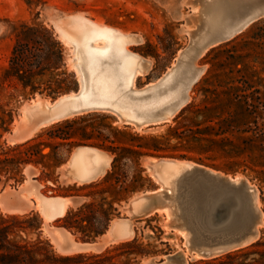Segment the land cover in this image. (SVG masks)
<instances>
[{"label":"rangeland","instance_id":"374dc122","mask_svg":"<svg viewBox=\"0 0 264 264\" xmlns=\"http://www.w3.org/2000/svg\"><path fill=\"white\" fill-rule=\"evenodd\" d=\"M200 1L199 4L202 7H198L199 0L193 4L198 9L201 8V10L199 9L200 13L195 21L197 23L194 22L195 24L192 25L193 22L191 20L188 21L190 19L189 16L192 14V8L195 7L192 6L193 1L191 0H0V160L5 157L1 154L2 152L31 139H35L34 143L41 142L42 145L39 146V149L42 150L43 154H47L50 149L43 145V143L49 141L48 135L45 134L46 129L57 122L88 113H95L96 115L106 117L102 121L96 120V125H108L124 133V136L115 135L109 129L100 127L103 134L109 136V140L113 142V147H120L123 144L129 147L131 146L130 144L135 146L138 143H144L149 149H142L141 151L154 153L152 151L154 145H152L151 140L131 143V138L128 135H133L145 139L154 138L158 140L157 146L160 150L154 156L144 155L139 157L138 169L142 171L141 175L144 178L143 185L139 190L127 194L119 205H114L117 207L119 214L118 216H114L110 222L109 228L105 232L107 236L105 234L101 236L108 238L103 241L105 243L108 242L107 244L100 242L94 249L76 250L78 246L85 244L77 241L65 229L59 228L58 223H56V220L63 217L68 209L75 210L91 199L98 201L101 198L96 193L99 187L95 186V184L110 170L112 155L109 152L96 148L88 146H74L69 150L66 147L59 148L57 150L59 165L50 169L34 163L26 165L7 164L5 167L7 171L0 173L1 214L23 215L30 212L37 213L42 220V238L47 239L54 251L62 255L102 252L105 249H111L115 245L124 242L126 238L132 236L134 231V237L128 241L136 238L139 245L137 250L148 252V255L137 258L139 264H161V262L165 261L166 256L179 252L185 253L188 250L185 248L187 242V239L184 238L185 230L173 231L172 226L174 223L171 220L168 222L167 211L171 206L164 200L163 192L159 191V189L163 186L166 187L167 183L172 181L175 187H177L176 196L179 199L183 200V198L188 196L196 197L197 199L203 198L207 194L201 192L197 184H184L180 183L181 181L177 182L174 180L182 169H187L189 166L194 165L193 163L200 164L197 160H201L203 164L200 165L219 172L213 173V171H209L212 174L222 175L220 177L226 175L228 176L227 178L236 180L237 183L243 181L253 188L255 192L254 203L259 214H261L262 223L257 226L258 235L252 242H255L260 237L264 238V215L262 214L264 208V183H260L259 181V179L263 178V175L260 173L261 168L256 167V163L260 159L255 158L250 160L246 156H243L242 159H239L242 162L238 166H233L231 170H228V164L231 159L223 156L218 151V146L205 150L204 148L209 145L208 142L195 141L189 138L190 129H202L213 125L217 121L218 116H225L224 113H221L220 109L213 110L219 106L217 99H223V96L212 93L214 90L216 92L220 91L221 88L217 85L225 82L227 77L229 67L227 63L229 59L228 54L221 52L222 50L233 49L231 53L235 56L252 55V57L242 60L245 65L244 67L241 64L236 65V69L241 70V73L234 74V76L238 77L239 75H246L256 71L257 74L253 77V80L257 77L264 78V72H260L262 66L258 63V58L260 57H256L258 56L256 52L259 50V41L254 38L257 33H260L259 28L264 25V18L251 24L241 34L228 41L230 43L220 51L213 50L217 46L209 47L195 59L194 63L196 65L194 63L193 65L196 68L203 67L201 68L203 73L199 75V81L193 87L191 86L192 88H190L187 100L188 103L186 102L187 104L185 103L186 105L184 104L185 106L171 117L169 121L159 122V124L150 122L141 127H136L135 124L129 122L135 118H138V120L150 119L155 113L162 111L159 110L160 108L164 109L168 107L167 104L163 103L151 104L149 102L150 97L155 93V91L151 90L155 89L160 84L162 76L173 65L177 64V59L181 62L189 60L194 56L195 50L200 45V41L194 40V33L195 35L199 34L197 30L198 26L205 22L202 25L207 26L208 32L206 33V38L208 39L213 33V25L217 23L221 13L228 9L230 2L233 0ZM74 15H77L79 18H74ZM101 24L102 26H100ZM22 26L45 28L52 33L59 43L62 58L61 71L65 75H61L60 71L47 73L41 79H35L34 82L41 83L49 78L65 79L63 86L70 84V87L68 90L61 92L59 95L62 96L59 98L75 96L80 92V88L84 89V94H86L84 95V102L86 104L77 108L76 113L58 120L56 119L52 123L49 122L48 124L41 125L45 120L43 114L45 115L48 108L45 106V102L43 103V100L52 103L59 95L49 97L45 93L42 95L38 92L31 94L29 89L22 90L19 86L14 85L13 82L4 81L3 74L8 65L15 35ZM76 27L78 28L76 29ZM91 27L93 29L95 27L105 29L106 27V30H109L110 33L132 35V39L130 38V40L125 37L126 40L124 39L122 44L123 50H126L125 53L129 55L128 60L131 62V67L127 69L125 78H118L115 73L118 63H105L100 65L98 69L90 71V75H86V78L89 77L88 81L87 79L85 81L81 80L76 68L79 61L78 56H76L77 50H79L78 46H80L78 38L81 31H84L85 28L91 31L94 38L97 32H93L94 30ZM191 30L194 32H191ZM134 38L140 40H138L139 44ZM66 40L67 44L65 43ZM132 42L134 43L131 44ZM72 44H76L78 49ZM101 44L102 42L97 43V45ZM73 52L76 54L74 55ZM79 55L80 57L82 56L81 54ZM135 55L138 59L149 62L150 66L146 73L135 76L133 82L129 84L127 80L134 63H136V60L133 58ZM85 58L83 59L86 62L87 58ZM131 58L133 61L130 60ZM220 65H223L222 69L219 67ZM77 84L79 85V91L73 93ZM147 87L151 88L147 90L145 89ZM41 88L42 86L40 85L39 91H41ZM254 88L260 91L263 90V87L257 83H254ZM36 97L41 99L42 102L39 103H42L44 107L41 104H39L40 106L36 104L38 107L34 105L33 107L36 108L34 109L38 110L37 114L33 113V111H31L32 113L29 112L30 109L34 110L33 107L25 109L26 116L24 115V117L32 114L33 120L29 116L26 119L23 117L25 119L23 120L20 117V110L29 101L36 100ZM38 108H42V110ZM43 110L44 113L42 112ZM122 111H125L124 116L127 122L122 117ZM33 116L35 117L33 118ZM27 119L29 120L27 121ZM30 120L31 122H29ZM39 121L40 124L38 123ZM263 122L264 119H256V124L250 122L246 128L256 133H261ZM34 126L35 128H33ZM40 134L41 137L36 139ZM246 136H251V133H248ZM231 141L234 146H242L244 144L235 138H231ZM250 143L249 145L252 146L259 145L258 141ZM254 153L256 156V152ZM96 159H109L103 174L95 175L88 181L96 177L99 178L87 184L78 183L73 179L74 176L91 175V172L93 173L91 169L94 170L93 166H96ZM49 163L51 164L52 161ZM179 164L181 165L179 166ZM86 169L90 170V174H88V171H85ZM123 170L128 171V168H123ZM128 175L127 182L131 179L130 170L128 171ZM20 187H22L21 190ZM4 189H7L6 191H9L10 194L8 193V195L7 192H4ZM2 194H4L5 199L2 197ZM87 194H90V196L85 197ZM102 197H106L107 200L111 198L108 194ZM136 198H139L138 201ZM64 201H67V203L65 204ZM175 202L176 200L171 205L176 204ZM64 204V212L61 213ZM54 205H56V209H54ZM39 207L44 209L41 210ZM50 207H53V210ZM16 208H20L21 210ZM153 208L160 209L153 211ZM151 210L152 213H150ZM49 211H52L53 214ZM224 212L227 215L226 209ZM49 213L52 216H49ZM145 214L147 215L145 216ZM113 222L116 223L111 227V223ZM129 226L132 231L131 234L127 231ZM124 228L126 229L124 230ZM31 237L34 236L32 235ZM228 252L202 259L200 256L193 259L191 253L194 252L185 253V264H213L211 261L213 258L222 256ZM123 260L124 257H121L119 262Z\"/></svg>","mask_w":264,"mask_h":264},{"label":"trees","instance_id":"16d2710c","mask_svg":"<svg viewBox=\"0 0 264 264\" xmlns=\"http://www.w3.org/2000/svg\"><path fill=\"white\" fill-rule=\"evenodd\" d=\"M259 30L260 33L254 37L259 41L256 57H260L258 58V63L262 66L260 72H264V25ZM229 43L217 46L213 50L220 51ZM221 52L228 54L229 67L226 81L217 85L221 88L220 91L212 92L223 96V99H217L219 106L213 110L220 109L225 116H218L213 125L202 129H190L189 138L208 142L209 145L204 148L205 150L218 146V151L231 159L228 170L238 166L242 162L239 159L243 156L250 160L260 159L256 167L261 168L260 173L263 178L259 181L264 183V122L261 133L246 128L250 122L256 124V119H264V78L257 77L253 80L257 74L256 71L234 76L241 73V70L236 69V65L241 64L244 67L242 60L252 55L235 56L231 53L233 49ZM222 66L219 67L222 69ZM61 69V48L52 33L42 27L22 26L15 35L3 79L13 82L22 90L29 89L31 94L38 92L40 95L45 93L46 96L54 97L70 87V84L63 86L65 79L49 78L41 83L34 81L41 79L47 73L58 71L64 76L65 73ZM254 83L262 86L263 90L254 88ZM40 85L41 91H39ZM105 118L95 113H88L51 125L45 131L49 141L43 143L44 147L50 149L47 154L42 153L39 149L42 144L34 143L35 139L15 145L1 153L5 157L0 160V173L7 171L5 168L7 164L34 163L48 169L55 168L59 165L57 150L62 147L69 150L74 146H88L112 155L110 170L95 184L99 187L96 193L101 198L98 201L91 199L75 210L68 209L63 217L56 220L59 228L65 229L80 242H91L104 235L109 223L119 214L114 205H119L127 194L139 190L143 185L142 171L138 169L139 157L154 156L160 151L157 146L158 140L133 135H128L131 143L151 140L154 153L141 151L149 149L144 143H138L135 146L130 144L129 147L125 144L113 147V142L109 140V136L103 134L100 127L109 129L115 135L124 136V133L108 125L95 124L96 120L102 121ZM248 133H251V136H246ZM39 137L41 134L36 139ZM231 138L240 140L244 144L234 146ZM252 141H258L259 145H249ZM50 161H52L51 164ZM197 162L203 164L201 160ZM123 168L131 171L129 182H127L128 171H124ZM105 194L110 195L111 198L107 200L106 197H102ZM89 196L90 194L85 195V197ZM41 228L42 220L37 213L30 212L23 215L0 213V264H139L137 258L148 255V252L144 250H137L139 245L136 238L98 253L57 254L50 242L42 238ZM32 235L34 237H31ZM121 257H124V260L119 262ZM211 261L213 264H264V238L260 237L244 248L228 252Z\"/></svg>","mask_w":264,"mask_h":264},{"label":"bare ground","instance_id":"6f19581e","mask_svg":"<svg viewBox=\"0 0 264 264\" xmlns=\"http://www.w3.org/2000/svg\"><path fill=\"white\" fill-rule=\"evenodd\" d=\"M191 1H193L192 6H195L193 4L195 2L197 3L198 0H196V1L191 0ZM166 2H168V1H166ZM200 2L201 1L199 0L198 4ZM199 6L202 7L201 4H199L198 7ZM259 6H264V0H233L232 2H230V6L228 7V9H226L223 13H221L220 19L217 21V23L215 22L216 24L213 25V29H212L213 33L212 34H215V33L220 32V31H227L228 29H230V27L233 25V23H235L249 9H251L253 7H259ZM199 9L201 10V8H199ZM199 9L197 8V6L192 8V14L189 16L190 19L188 18L189 19L188 21L191 20V22H193L192 25L197 23L195 21L197 20L198 14L200 13ZM53 11H51V12L54 13L55 11L54 12ZM75 17H77V15L76 16L74 15V18ZM77 18H79V17H77ZM87 21L89 22V20H87ZM191 22H189V23H191ZM204 23H202V24H204ZM202 24H200V26H198L196 24V26H198L197 30L199 31V34L195 35V33H194V36H195L194 40L200 41V45H199L198 49L195 50L194 56L189 60H185V61L183 60L181 62L179 61V59H177V64L173 65L171 67V69L168 70L164 76H162V78L160 79V82H159L160 84L157 87H155V89L151 90V91H155V93L150 97L149 102L151 104H155V105L161 104V103L167 104L168 107H166L164 109L160 108L161 106L157 107V108H160L159 109L160 111L161 110L162 111L160 113H155V115H153L150 119L138 120V118L136 119L134 117L135 119H132L131 121H129L130 123H133L138 127H141V126L147 125L150 122L159 123V122H163V121H169V119L187 102V100L189 98V91H190L192 83L194 82V79L198 78L199 75L203 73L202 69H201L203 67H198L199 68L198 69L193 65V63L195 62V59L201 53H203L209 47H211L210 45L206 44V41H207L206 33L208 32L207 26H203ZM57 26H56V28H57ZM100 26H102V24ZM106 27H105V29L102 27H95L93 29L91 27V29L94 30L93 32H95V31L97 32V33H95L96 35L93 33L95 35L94 38L91 34V31H89L87 28H85L84 31H81L80 37L78 38L80 46H78L79 50H77V55H76V56H78V60H79L78 61V67H76V68L78 70V73L80 75L81 80L85 81V79H87V81H88L89 77L86 78V75L87 74L90 75L89 74L90 71L98 69L100 67V65L105 64V63L106 64L118 63V66L116 67L115 73L117 74L118 78L120 77L122 79L126 77V71L128 68L131 67L130 66L131 62L128 60L129 55L127 53H125L126 50L125 51L123 50L122 44H123L125 37L130 40L132 35L127 36L125 34L124 35H118V34L113 33V32L110 33L109 30H106ZM58 28H60V27L58 26ZM77 28L78 27H76V29ZM108 29H110V28H108ZM193 30H191V32ZM74 31H75V29H74ZM61 38H63V37H61ZM137 38H139V37H137ZM137 38H134V39H136L137 43L139 44V42H138L139 39H137ZM75 42H77V41H75ZM98 42H102V44L97 45ZM65 43L67 44V40L65 41ZM133 43L134 42H132L131 44H133ZM189 43H190V41H189ZM74 45L77 48V45L76 44H74ZM126 45H128V44H126ZM78 53L81 54L83 57L82 56L80 57V55ZM73 54L75 55L76 53L73 52ZM84 57H86L88 59L87 60L85 58L86 62L83 59ZM133 58H134V60H136V63H134L133 68L131 70V74L128 77L127 83H129V84H130V82H133V80H134L133 78H135V76L146 73L148 71L149 66H150L148 64L149 62H147L146 60L138 59L136 57V55L133 56ZM130 60H132V58ZM83 85H84V83H83ZM150 88L151 87H147L145 89L149 90ZM84 93H85L84 89L80 88V92L75 96H64V97L58 98L56 101H54L52 103H49L48 101L43 100V103L45 102V106L48 108L46 109L45 115L43 114V117L45 120L41 123V125L42 124H48L49 122L52 123V121L54 122V120H56V119L58 120V119L63 118L65 116L76 113L77 108H79L80 106L82 107L86 104L84 102V99H85L84 95H86V94H84ZM87 93H88V91H87ZM39 102H42L41 99L39 97H36V100H33L32 102L29 101V103L25 104V106L20 110V117L23 120H25L29 116L28 115L27 117H24L25 109H27L29 107L32 108L34 105L35 106H37V105L40 106L39 104L42 105V103H39ZM88 103H92V102H88ZM107 104H109V103L107 102ZM42 106L44 107V105H42ZM104 107H107V106H104ZM34 108L35 107H33V109ZM35 109L34 110L30 109L29 112L33 111V113L37 114L36 112H38V110H35ZM38 109H40V108H38ZM118 109L121 110L120 108H118ZM40 110H42V108ZM42 112L44 113V110ZM42 112H40V113L42 114ZM124 113H125V111H122V117L125 119ZM31 116H32V114H30L29 117H31ZM34 117L35 116H33V118ZM21 118H19V119H21ZM28 120L29 119H27V121ZM31 120H33L32 117H31ZM31 120L29 122H31ZM125 121L127 122L126 119H125ZM38 123L40 124V121ZM18 124L19 123L17 121V125ZM30 128H31V126H30ZM33 128H35V126ZM8 142H10V141H8ZM108 162H109V159H99V160L96 159V166H93L94 170L91 169V171H93V173L91 172V175L80 177L76 174L78 177H75L73 175L74 176L73 179L76 180L78 183L87 182L90 178L94 177L95 175L103 174L105 168L108 165ZM180 165L181 164H179V166ZM196 167L197 166H195V165H191L187 169H182L179 172V175H177L176 179H174V180H176L177 182H180L181 181L180 176L182 173H184L185 171H189V170L196 168ZM85 171H88V174H90L89 173L90 170L86 169ZM177 174H178V172H177ZM209 174H211L215 178H222V179L224 178V176L220 177V176H222L220 174H219L220 176H218L217 174L216 175L212 174L211 172H209ZM224 179H227L231 184H234V185L243 184L245 186L246 192L250 195L254 210L257 213H259L258 210L256 209V206L254 203L255 192H254L252 187H250L247 183H245L243 181L240 183H237L236 180L234 181L233 179H230V178H224ZM69 180H70V178H69ZM180 183H182V182H180ZM163 187H161L159 189V191L163 192L164 200L167 201L171 206L168 208V211H167L168 215L167 216L169 218L168 222L171 220V222L174 223V225L172 226V230L173 231H175V230L184 231L185 230V232H186L184 235V238L187 239L185 248H187L188 251H186L185 253L194 252V253H191L192 254L191 256L193 259H196L199 256L202 259V258H207V257H211V256H215V255H219V254H223L225 252H228V250H226V249L228 248L230 242H228L227 240H218V238L221 237L222 239H224L225 238L224 236L227 233L225 230L228 231L230 229V227H234L235 225H238V224L242 225L244 223V221H246V219L248 218L249 209L246 207V205L242 201L241 196H237L233 200H229L225 194H222V195L216 194L215 196H212V197H210L208 195H204L203 198L201 197L198 199L196 197H189L188 196L186 198H183V200H181L176 196V188L177 187H175L174 182L171 181V182L167 183L166 187H164V188ZM21 188L22 187H20V190H21ZM6 190L4 189V192H7V194H8L9 191H6ZM3 195L4 194H2V197L4 198ZM27 197H28V195H27ZM26 198H25V200H27ZM138 199H137V201H138ZM45 200H46V198H45ZM175 200H176V202H175L176 204L171 205V203H173V201H175ZM52 201H53V199H52ZM53 203H55V202H53ZM131 203L133 204V202H131ZM65 204L62 207V212L60 211L61 213L64 212ZM135 204H136V202H135ZM56 205H54L55 206L54 209H56ZM221 206L224 207L227 211V215H226L227 219L224 222L225 224H223V226L225 225L224 226L225 229H222V230L215 228L211 222L212 221L211 213H212V215L215 214V212L217 211V208L221 207ZM39 208L41 210L44 209L41 207H39ZM50 208H52V210H53V207H50ZM161 208H163V207H161ZM16 209L19 210L20 208H16ZM46 209H48V208L46 207ZM156 209H160V208H153L152 210L154 211ZM49 210H51V209H49ZM152 210L150 213H152ZM131 212H133V211H131ZM50 213H49V216L51 215ZM52 214H53V212H52ZM147 214H149V213H147ZM147 214H145V216ZM141 216H143V215H141ZM120 221H122V220H120ZM115 223L116 222L111 223V227ZM261 223H262L261 214H259V220L255 226L256 235L253 238V240L258 235L257 226ZM125 225H127V224H125ZM125 229L126 228H124V230ZM127 231L130 234L132 233L130 226L127 228ZM105 236H107L106 233H105ZM214 238L216 240H213ZM107 239L108 238L107 237L105 238L104 236L100 237V239L98 238L96 243L93 244L92 246L96 247V245H98L100 242H103L104 240H107ZM103 243L107 244L108 242L107 243L103 242ZM78 247L82 248L84 246H78ZM185 253L179 252V253H176L174 255L166 256L165 261L162 262L161 264H185V255H186Z\"/></svg>","mask_w":264,"mask_h":264},{"label":"water","instance_id":"95a60500","mask_svg":"<svg viewBox=\"0 0 264 264\" xmlns=\"http://www.w3.org/2000/svg\"><path fill=\"white\" fill-rule=\"evenodd\" d=\"M263 18H264V6L253 7L251 9H249L246 13H244L235 23H233V25L227 31H220V32H217L215 34H211L208 37L206 44L210 45L211 47H215V46H219L223 43H226V42L232 40L235 36L241 34L251 24H253V23H255V22H257ZM199 78L194 79V82L191 85L192 87L199 81ZM78 91H79V85L77 84L76 89L73 91V93H77ZM60 96H62V95H59L52 102L56 101ZM185 105H183L178 111H180ZM163 122H166V121H163ZM157 124H159V123H157ZM136 127H138V126H136ZM193 164L196 165L197 167L193 168L189 171H185L184 173L181 174L180 177H181L182 183H184V184H197L198 187L200 188L201 192H203L204 194H207L210 197L215 196L216 194L217 195L225 194L229 200H233L235 197L241 196L242 201L244 202L246 207L249 209L248 218L246 219V221H244V223L242 225L238 224V225H235L234 227H230V229L228 231L225 230L227 232L226 235L224 236L225 238L222 239L220 237V238H218V240H227L228 242H230L228 248L226 249L228 251H235V250L244 248V247L254 243L251 241L253 240V238L256 235L255 226L259 220V213H257L254 210L250 195L246 192L245 186L243 184H239V185L231 184L227 179H224V178L228 177L226 175H223L224 176L223 179L222 178H215L214 176L209 174V171H213L216 173H219V172L212 170V169H209V168L202 166L200 164H195V163H193ZM224 211H225V208L221 206L220 209H218L215 212V214L212 215V221L211 222L215 226V228H218L221 230L225 229L224 228L225 225L223 226V224H225L224 221L226 218ZM262 214H263V212H262ZM108 228H109V225H108L107 229ZM107 229H106V231H107ZM213 240H216V239L214 238ZM81 243L82 244H95L96 241H94V242H81ZM158 264H160V263H158Z\"/></svg>","mask_w":264,"mask_h":264},{"label":"crops","instance_id":"0c3cea01","mask_svg":"<svg viewBox=\"0 0 264 264\" xmlns=\"http://www.w3.org/2000/svg\"><path fill=\"white\" fill-rule=\"evenodd\" d=\"M96 178H99V177H96ZM96 178H95V179H96ZM95 179H92V180H90V181H88V182H85V183H83V184H87V183H89V182H91V181H93V180H95ZM65 203H67V201H65ZM133 237H134V231H133L132 236L126 238L124 242H126V241L132 239ZM99 239H100V237H99ZM96 241H97V240H96ZM92 245H93V244H85V245H83L84 247H82V248H79V247H78V248H76V250H88V249H94V247H93Z\"/></svg>","mask_w":264,"mask_h":264}]
</instances>
